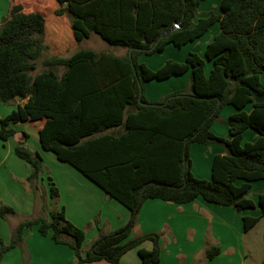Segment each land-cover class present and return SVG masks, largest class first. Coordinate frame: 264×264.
Returning <instances> with one entry per match:
<instances>
[{"label":"trees","instance_id":"trees-1","mask_svg":"<svg viewBox=\"0 0 264 264\" xmlns=\"http://www.w3.org/2000/svg\"><path fill=\"white\" fill-rule=\"evenodd\" d=\"M49 20L47 8L27 11L12 2L0 26V101L25 103L0 118V140L16 134L13 125L28 122L38 130L42 149L70 164L131 213L121 229L101 234L82 254L85 232L65 217L64 210L24 220L11 242L0 239V260L5 252L23 243L26 228L38 225L43 236L71 247L80 264L106 260L122 264V257L137 249L142 264H160V235L132 237L139 212L148 199L186 204L205 201L237 212L255 207L249 198L251 183L264 180V0H221L220 12L195 21L206 0H56ZM39 10V11H38ZM215 23L220 33L210 42L205 57L213 63L209 76L206 61L189 53L184 63L167 61L151 70L142 55L177 48L203 36ZM179 25L158 42L160 36ZM93 34L126 55L110 51L79 50L65 57ZM50 57L39 60L44 53ZM63 72L59 74L58 69ZM190 71L188 90L149 101L144 86ZM141 99V101H140ZM253 105L250 112L245 111ZM226 105L237 112L229 117L230 138L211 131ZM260 137L243 143L246 129ZM25 139L28 135L24 134ZM217 143L226 155L213 160L212 178L192 173L190 146ZM15 154L31 167L28 181L37 190L43 158L19 143ZM242 180L241 185L236 181ZM52 199L59 190L50 177ZM261 215L244 217L248 231L264 218V190L258 193ZM0 206V217L15 215ZM152 249L141 248L145 242ZM220 254L218 247L205 253L207 260Z\"/></svg>","mask_w":264,"mask_h":264},{"label":"crops","instance_id":"crops-1","mask_svg":"<svg viewBox=\"0 0 264 264\" xmlns=\"http://www.w3.org/2000/svg\"><path fill=\"white\" fill-rule=\"evenodd\" d=\"M210 1H213V5L210 4ZM220 2L221 0L203 1L199 6L195 21L207 18L211 12H214L213 9L220 12ZM203 6L206 8L201 14L200 9ZM219 33L220 24L215 23L203 36L190 43L199 45L196 47L200 49V55L205 56L208 44ZM170 47L173 49L175 46L173 44L167 45L164 51L152 55L151 61L143 60L141 56L140 62L145 63L151 70H158L169 60L182 63L190 52H196L190 49L189 53L184 55L166 57L165 53L171 49ZM170 51L174 53L173 50ZM126 52L123 49L116 56L123 57ZM74 53L75 51H72L65 57H70ZM155 55L160 56L153 58ZM208 62L210 66L208 68L206 63V76L210 75L213 68V63ZM189 79L190 71L162 81L152 80L145 84L144 94L149 101L157 102L167 95L186 89ZM260 79L264 85V73ZM24 103L23 99H16L7 104L0 101V118L6 117ZM252 109V104L245 107L247 112ZM236 112L237 109L233 105L224 106L220 112V121L212 124L211 131L219 137L230 138L229 127L226 122ZM13 128L16 130L13 137L8 141L0 140V206L9 205L16 211L15 215L6 218L0 217V239L4 245L10 244L14 230L20 222L49 216L51 212L62 209L66 219L85 232L86 239L83 243L82 254H86L90 250L92 244L101 234L113 233L129 222L131 213L125 206L108 197L100 187L70 164L56 162L48 154V151L42 149L38 130L28 122L18 123L13 125ZM29 129L36 131L39 138V145H36L32 151L39 153L44 160H53V170H56L55 172L52 171L50 177L59 190L58 198L60 201L56 205L57 209L51 207L48 210V215L41 213L39 200L45 176H41L42 183L39 179L36 184L37 190H34L28 181L31 167L14 152L19 143H23L31 150L28 145L29 138L32 136ZM24 134L29 136L28 139H25ZM259 137L260 134L251 128L246 129L243 135V139L245 138L247 143L255 142ZM218 155H226V149L217 143L210 145L193 143L190 146L193 175L199 179L210 180L212 178L213 160ZM238 182L239 184H237ZM242 183V180L236 181L237 185ZM263 190L264 180L251 183L249 198L253 200L255 207L242 210V212H237L232 207L208 203L202 197L186 204H177L161 199H148L139 212L137 224L131 236L159 234L160 264H264V218L248 231L245 230L243 220L244 217L261 215L258 193ZM212 247H218L220 254L212 260H207L205 253ZM141 248L151 250L152 243L147 241ZM121 262L122 264H142L137 249L126 253ZM0 264L80 263L71 247L55 243L50 235H41L39 227L36 225L25 229L23 243L5 252ZM83 264L111 263L102 260Z\"/></svg>","mask_w":264,"mask_h":264},{"label":"rangeland","instance_id":"rangeland-1","mask_svg":"<svg viewBox=\"0 0 264 264\" xmlns=\"http://www.w3.org/2000/svg\"><path fill=\"white\" fill-rule=\"evenodd\" d=\"M12 2L21 3V4L25 3L27 11L33 10V9H38V8L43 9L46 7L47 12H45V17L48 20L52 16H54V13L58 7L56 0H0V26H1L3 19H5L8 16L9 8H10V5ZM212 2L213 1H210V4H212ZM212 5H211V7H212ZM205 8L206 7L203 6L200 9L201 14H202V12H204ZM212 11L217 12L218 10L213 9ZM196 46H199V45H195L194 43H190V44L185 45L181 48L173 47V49H172V47H170L171 49H169V51H166L165 56L166 57H174L173 55H184L186 53H189L190 49H192V51H196V52H190V53H197L200 55V52H199L200 49L197 48ZM75 48H76L75 52L78 49L79 50H83V49L89 50L90 49V50H93L96 52H102V51L106 50V51L112 52L115 55H118L120 53V51L123 50V48L111 46L110 44L105 42L100 36H98L96 34H93L91 36V38L84 40L81 44L77 45ZM170 50H173L174 53H172ZM50 56H51L50 53H47V52L44 53L42 59H40L38 62L39 63L38 71L43 70L42 61L44 59L50 57ZM159 56L160 55H155V57H153V58H158ZM151 57H152V55L151 56H146V55L143 56L142 55L143 60H146V61H151L152 60ZM201 57H203L205 59L207 65H208V68H209L210 64L207 61L206 57L203 56V54ZM168 59H172V58H168ZM58 72H59V74H61L63 72V69L59 68ZM188 87H189V82H188V86L184 90H188ZM29 131L31 132L32 136H31V138H29V144L28 145L31 147V150H32L36 145H39V138H38V134L36 133V131H34L33 129H29ZM249 132H252V131H249ZM243 143H247L245 138L243 139ZM48 154L51 156V158H53V160H55L56 162H59L53 153L48 152ZM53 160H49V159L44 160V158H43V172H42L41 176H45V179H43L44 182L42 183V177L40 178V181L43 184V188H42L43 190L41 191L42 192L41 197H39V200L41 203V213L43 215H45V214L48 215L47 214V213H49L48 210L51 207H52V209L56 208V205L60 201L59 198L52 199L51 194H50V176L52 174V171H54V172L56 171L55 169L53 170V164H52ZM58 172H59V170H58ZM237 184H239V182Z\"/></svg>","mask_w":264,"mask_h":264},{"label":"water","instance_id":"water-1","mask_svg":"<svg viewBox=\"0 0 264 264\" xmlns=\"http://www.w3.org/2000/svg\"><path fill=\"white\" fill-rule=\"evenodd\" d=\"M178 27H179V25H176L175 27H173V28L170 29L169 31L164 32V33L160 36L158 42L161 41L163 38H165L167 35H169L172 31H174L175 29H177ZM140 101H141V99H140Z\"/></svg>","mask_w":264,"mask_h":264},{"label":"built area","instance_id":"built-area-1","mask_svg":"<svg viewBox=\"0 0 264 264\" xmlns=\"http://www.w3.org/2000/svg\"><path fill=\"white\" fill-rule=\"evenodd\" d=\"M25 101V100H24Z\"/></svg>","mask_w":264,"mask_h":264}]
</instances>
